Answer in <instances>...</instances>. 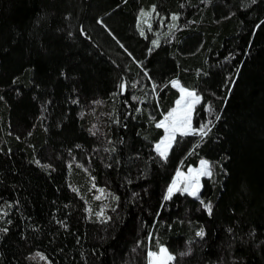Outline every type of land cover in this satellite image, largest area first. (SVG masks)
I'll list each match as a JSON object with an SVG mask.
<instances>
[{
	"label": "trees",
	"instance_id": "obj_1",
	"mask_svg": "<svg viewBox=\"0 0 264 264\" xmlns=\"http://www.w3.org/2000/svg\"><path fill=\"white\" fill-rule=\"evenodd\" d=\"M174 80L210 131L164 160ZM201 159L198 195L165 200ZM161 246L264 264V0H0V264H148Z\"/></svg>",
	"mask_w": 264,
	"mask_h": 264
},
{
	"label": "snow or ice",
	"instance_id": "obj_2",
	"mask_svg": "<svg viewBox=\"0 0 264 264\" xmlns=\"http://www.w3.org/2000/svg\"><path fill=\"white\" fill-rule=\"evenodd\" d=\"M141 15L148 16L150 15V13H146L141 10ZM173 19H176V17H173ZM141 35H143V30H141ZM156 43V41H153L154 45ZM172 83L173 86H178V82L173 81ZM180 91L181 98L176 102L177 107L172 109L165 117V119L156 125L158 128H164L165 130V136L156 145V151L164 160L167 159L168 151L171 148L177 134H179L180 136L200 135L201 137H203L207 136L208 131H210V128H208V125L206 124H201L198 129L192 128V111L195 105L200 103V96H198L193 91H189L188 89L183 87L180 88ZM209 110H211L210 106ZM216 119L219 120L220 117L216 116ZM211 174L212 172L209 162L206 160L201 161V167L198 170L190 169L188 176H184L183 173L177 171V178L174 179L172 184L168 186L167 194L164 196V199H171L175 193H188L189 195L197 196L200 186V177L211 176ZM182 182L183 187H181ZM99 198L100 197H96V199ZM114 199H118V197H114ZM201 203L203 204V201H201ZM205 207L207 208L209 214H211V204H207L205 205ZM102 214V212L97 213V215ZM4 231H7V229H4ZM197 235L203 237L205 235L204 230L201 229L197 233ZM148 255L151 258L150 264H168L169 261L174 259V257L168 252V249L164 247H160L157 252H149Z\"/></svg>",
	"mask_w": 264,
	"mask_h": 264
},
{
	"label": "rangeland",
	"instance_id": "obj_3",
	"mask_svg": "<svg viewBox=\"0 0 264 264\" xmlns=\"http://www.w3.org/2000/svg\"><path fill=\"white\" fill-rule=\"evenodd\" d=\"M147 16H145V17H143V21H146L147 19ZM175 82H178V81H176V80H174ZM177 89H178V91H179V97L177 98V100L175 101V104H174V106L170 109V111L172 110V109H174V108H176L177 107V101L178 100H180V98H181V91H180V88L182 87L181 85H180V83L178 82V86H175ZM183 88H185V87H183ZM187 89V88H186ZM189 91H193V90H190V89H188ZM194 92V91H193ZM195 93V92H194ZM169 111V112H170ZM168 112V113H169ZM168 113L167 114H165L164 116H163V118L161 119V121H163L164 119H165V117L168 115ZM160 121V122H161ZM164 129V128H163ZM165 136V130H164V135L161 137V139L156 143V145L162 140V138ZM155 148H156V146H155ZM203 159H201L199 162H198V164L197 165H195V166H189L186 170H178L179 172H181V173H183L184 174V176H188L189 175V171H190V169L191 170H198L200 167H201V161H202ZM193 174H195V173H193ZM202 177H205V176H201L200 177V186H199V190H200V187H201V179H202ZM177 178V172L175 173V175H174V177H173V179H172V181H171V183L170 184H172V182H173V180L174 179H176ZM182 179V178H181ZM181 187H183V182L181 183ZM168 189V188H167ZM96 190V193H95V197H103L104 196V194H103V192L100 190V189H98V188H96L95 189ZM193 196V195H192ZM161 247H164V246H161ZM164 248H166V247H164ZM149 252H153V251H148V253ZM157 252V251H156ZM169 252V251H168ZM148 253H147V256H148V264H150V260H151V258L149 257V255H148ZM172 261V260H171ZM171 261H169L168 262V264H170V262Z\"/></svg>",
	"mask_w": 264,
	"mask_h": 264
}]
</instances>
